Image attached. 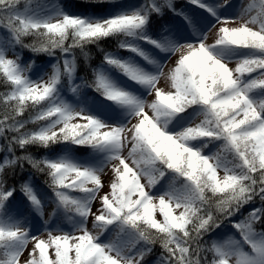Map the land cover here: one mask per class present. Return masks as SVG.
Returning a JSON list of instances; mask_svg holds the SVG:
<instances>
[{
	"label": "snow or ice",
	"instance_id": "1",
	"mask_svg": "<svg viewBox=\"0 0 264 264\" xmlns=\"http://www.w3.org/2000/svg\"><path fill=\"white\" fill-rule=\"evenodd\" d=\"M81 2L0 0V264H264V0Z\"/></svg>",
	"mask_w": 264,
	"mask_h": 264
},
{
	"label": "rangeland",
	"instance_id": "2",
	"mask_svg": "<svg viewBox=\"0 0 264 264\" xmlns=\"http://www.w3.org/2000/svg\"><path fill=\"white\" fill-rule=\"evenodd\" d=\"M65 0H49V2L51 3H56V2H63L64 3ZM125 2H128V3H135L137 2V0H125ZM234 2H240V0H234ZM250 0H243V3L246 5L247 3H249ZM235 14V10H233L232 12L229 13V15H234ZM240 21L239 20H236L235 23H231L229 24V26H236V24H239ZM214 38H215V29L212 30L211 33H209V39H208V42L209 43H212L214 41ZM122 55H127V53L125 54H122ZM177 59V56H173L171 58V60L168 62V67H172V65L174 64L175 60ZM229 67H235V64H230ZM47 71L50 73L51 72V68H48ZM165 71H167V69H165ZM47 77H45L46 79ZM159 87L163 88L165 91H168L169 90V84L164 80L162 79L160 84L158 85ZM147 99L149 101H151L153 99L152 96H148ZM75 122H83V121H75ZM198 122V121H197ZM78 156H83V155H80L78 153H76ZM220 175L222 176L223 175V172L220 173ZM112 178V173H111V170L108 169L106 170V173L105 175L102 177V180L104 182V185L105 187L102 189L101 191V195H103L105 192L108 191V182L109 180ZM36 183V182H35ZM36 185L38 187H41L40 185H38L36 183ZM99 201H96L94 202L93 204V208H92V211L95 212L96 209L99 207ZM15 208H17L19 210L20 213H27L28 212V208L27 206L24 204L23 200L21 199L17 205H15ZM157 219H162V217L159 215V213H157ZM89 227L91 228V224L89 223ZM41 239H47V233H44L40 236ZM101 239H104V237L102 236ZM33 247V243H29L26 251L23 253L22 257H21V262L20 264H24L25 260L28 259V256H29V252L31 251Z\"/></svg>",
	"mask_w": 264,
	"mask_h": 264
},
{
	"label": "trees",
	"instance_id": "3",
	"mask_svg": "<svg viewBox=\"0 0 264 264\" xmlns=\"http://www.w3.org/2000/svg\"><path fill=\"white\" fill-rule=\"evenodd\" d=\"M65 3H66V4H70V3H71V4H75L76 7H75V9H73L74 11H87V5L83 4V3L81 2V0H66ZM176 4H177L178 7H179V6H183V5L185 4V0H176ZM168 15H170V13H169ZM166 18H167V17H166ZM103 46H104L105 48H107L108 50H114L116 45H115V41H113V40H108V41H105V42H104V45H103ZM91 52H92V54H93V56H94L93 63H94V64L99 63L101 57H100L99 54H97L96 49H95V48H92V49H91ZM122 54H125V53H122ZM27 55H28V53H25V58H27ZM79 74H80V75H83L84 73L81 72V73H79ZM6 90H7V88H6V86H5L4 82H3V80H2V78H0V92H4V91H6ZM2 111H3V108H2V106H0V113H2ZM26 115H27V113H26ZM81 123H82V122H81ZM31 151H32V154L35 155V156H37V157H39V156L45 154V152H46V150H43V149H36V148H33ZM77 153L80 154V155H84L83 150H78ZM34 179H35V182H36L38 185H40L41 188H43V180L45 179V177H44V176H41V175H37V176H35ZM9 183H10V184H11V183H15V181H11V180H10ZM21 199H22V198H21L19 195H17L16 200L13 201V207H15V205H17V203H18ZM160 251H161V249L159 248V245H157L156 248H155V253H156V254H159Z\"/></svg>",
	"mask_w": 264,
	"mask_h": 264
}]
</instances>
